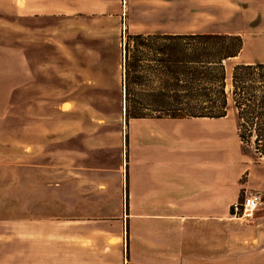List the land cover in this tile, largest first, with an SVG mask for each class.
<instances>
[{
    "label": "rangeland",
    "instance_id": "374dc122",
    "mask_svg": "<svg viewBox=\"0 0 264 264\" xmlns=\"http://www.w3.org/2000/svg\"><path fill=\"white\" fill-rule=\"evenodd\" d=\"M171 30L241 36L229 72L264 62V0H0V264H264V203L249 216L230 211L246 190L264 202V160L240 142L233 107L211 123L158 124L174 141L220 138L197 164H220L222 197L234 204L219 231L206 226L203 248L190 239L171 256L162 235L149 238V218L126 211L135 121L123 114L122 43ZM156 142L138 174L172 165L167 189L187 170L177 147L160 154Z\"/></svg>",
    "mask_w": 264,
    "mask_h": 264
},
{
    "label": "trees",
    "instance_id": "16d2710c",
    "mask_svg": "<svg viewBox=\"0 0 264 264\" xmlns=\"http://www.w3.org/2000/svg\"><path fill=\"white\" fill-rule=\"evenodd\" d=\"M122 44L126 123L219 120L233 107L240 142L264 160V63L235 65L227 90L225 62L242 52L241 36L128 34Z\"/></svg>",
    "mask_w": 264,
    "mask_h": 264
},
{
    "label": "crops",
    "instance_id": "0c3cea01",
    "mask_svg": "<svg viewBox=\"0 0 264 264\" xmlns=\"http://www.w3.org/2000/svg\"><path fill=\"white\" fill-rule=\"evenodd\" d=\"M124 8L125 11H127L126 1ZM185 33L188 32L171 30L168 32L163 31L161 33L138 32L132 34ZM230 74L231 71L229 72L227 69L228 78L230 77ZM134 121L135 124L132 128V143L128 156V158H130L131 154L132 157V172H129L131 162L126 159L121 177L122 190L125 192L124 203L126 211L134 217L149 218L151 224L148 229L150 232L149 238L152 240L154 239L157 242L158 236L162 235L163 237L159 238L164 239L166 253H169L170 251L171 256L176 252L175 249L177 248L186 247L187 249L190 243L188 240L190 239H192L193 244L195 243L198 247L203 248L200 246V243H202V240L204 239L206 226H208L209 231H211L210 227L212 228L213 234L215 231H219L222 212L230 209L234 204L232 199L228 200V198L222 197L220 164L213 162H201L197 164L198 158L202 153V146L205 148H218L220 150V138L218 143L209 139V142H204L198 138H195L191 143L183 137H178L176 138V141H174L160 130L158 124L170 123L172 125H180L182 123L190 122L211 123V120L189 119L179 121L171 119H144ZM212 122H215V120H212ZM134 127L139 128L138 130H135ZM154 138L158 142H156L153 148H155L156 152H159V150L162 149V151L159 152L160 154H165L167 150L166 148H168V143L173 147H177L180 152L178 153L179 157L187 170L186 177H181L182 175L177 178L175 177L174 179H177L176 184H169L167 189L161 188V186L163 187L167 185L166 180L169 179L167 177L168 174L172 175L174 172L172 165L160 164L155 169L156 176H154L153 179L147 176L141 181L139 178L138 173H140V165L137 166V164L141 161L140 154L142 151H148L147 148L152 144ZM172 153H176V151ZM172 153L171 157H174ZM241 188L245 189L246 185H241ZM245 192L247 194L252 193V191L249 190H246ZM206 218L207 220L212 221V224L205 223ZM181 220L184 221V223H179ZM261 228L260 233L264 240V223L261 224ZM213 243H215V240H213Z\"/></svg>",
    "mask_w": 264,
    "mask_h": 264
},
{
    "label": "built area",
    "instance_id": "2783aa9c",
    "mask_svg": "<svg viewBox=\"0 0 264 264\" xmlns=\"http://www.w3.org/2000/svg\"><path fill=\"white\" fill-rule=\"evenodd\" d=\"M263 199L261 195L257 193H249L245 195L241 203H236L234 205L235 212H239L241 210L243 215L249 216L254 213L256 210L260 209L263 205Z\"/></svg>",
    "mask_w": 264,
    "mask_h": 264
},
{
    "label": "water",
    "instance_id": "95a60500",
    "mask_svg": "<svg viewBox=\"0 0 264 264\" xmlns=\"http://www.w3.org/2000/svg\"><path fill=\"white\" fill-rule=\"evenodd\" d=\"M123 109H125V106L123 107Z\"/></svg>",
    "mask_w": 264,
    "mask_h": 264
}]
</instances>
